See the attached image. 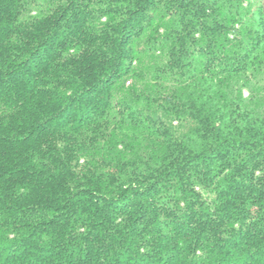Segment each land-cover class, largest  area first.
I'll return each instance as SVG.
<instances>
[{
	"label": "trees",
	"instance_id": "16d2710c",
	"mask_svg": "<svg viewBox=\"0 0 264 264\" xmlns=\"http://www.w3.org/2000/svg\"><path fill=\"white\" fill-rule=\"evenodd\" d=\"M0 264H264V0H0Z\"/></svg>",
	"mask_w": 264,
	"mask_h": 264
}]
</instances>
